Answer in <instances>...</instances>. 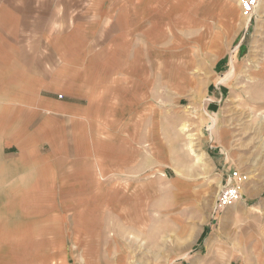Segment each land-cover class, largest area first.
<instances>
[{"label": "rangeland", "instance_id": "374dc122", "mask_svg": "<svg viewBox=\"0 0 264 264\" xmlns=\"http://www.w3.org/2000/svg\"><path fill=\"white\" fill-rule=\"evenodd\" d=\"M241 1L132 0L128 43L111 48L126 58L92 78L110 99L123 75L128 107H94L56 146L41 119L18 124L0 264H229L216 202L234 172L253 213L244 250L264 256V0L248 16Z\"/></svg>", "mask_w": 264, "mask_h": 264}, {"label": "crops", "instance_id": "0c3cea01", "mask_svg": "<svg viewBox=\"0 0 264 264\" xmlns=\"http://www.w3.org/2000/svg\"><path fill=\"white\" fill-rule=\"evenodd\" d=\"M131 2L0 0V172L10 171L7 166L17 158L19 123L23 132L30 133L34 122L41 119L39 137L61 141L66 139L67 122L89 123L94 107H128L130 89L128 82L123 84V75L121 80L116 76L121 83L116 88L118 94L111 87L114 94L110 99L106 92L104 95L108 79L99 78L102 93L97 96L92 78L94 71L105 74L110 60L120 59L111 48L128 43L123 19L131 11ZM88 26L95 30L91 37L83 40L71 36L73 29ZM81 39L88 48L76 42ZM59 95L64 100H59ZM160 176L165 178L162 173ZM244 202L219 213L221 250H228L229 264H264L261 253L250 259L243 247L245 239L251 237L246 221L253 219V213L244 212L248 208ZM118 226L116 223L115 228Z\"/></svg>", "mask_w": 264, "mask_h": 264}, {"label": "built area", "instance_id": "2783aa9c", "mask_svg": "<svg viewBox=\"0 0 264 264\" xmlns=\"http://www.w3.org/2000/svg\"><path fill=\"white\" fill-rule=\"evenodd\" d=\"M260 2L261 0H242L241 6L244 14L247 16L252 15ZM245 180L246 178L241 177L239 172H234L229 176V179L219 193V197L216 202L217 213H222L241 202L242 194L240 187Z\"/></svg>", "mask_w": 264, "mask_h": 264}]
</instances>
